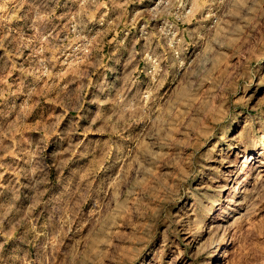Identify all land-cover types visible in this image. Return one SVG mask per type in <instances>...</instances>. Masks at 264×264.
Masks as SVG:
<instances>
[{
  "label": "rangeland",
  "instance_id": "1",
  "mask_svg": "<svg viewBox=\"0 0 264 264\" xmlns=\"http://www.w3.org/2000/svg\"><path fill=\"white\" fill-rule=\"evenodd\" d=\"M216 262L264 264V0H0V264Z\"/></svg>",
  "mask_w": 264,
  "mask_h": 264
},
{
  "label": "bare ground",
  "instance_id": "2",
  "mask_svg": "<svg viewBox=\"0 0 264 264\" xmlns=\"http://www.w3.org/2000/svg\"><path fill=\"white\" fill-rule=\"evenodd\" d=\"M251 160H252V155L250 153L243 156V158L241 159V162L239 163V171L247 170L250 167ZM248 176L249 175L247 173L245 175L243 174L242 176H240L239 184L240 182L245 181L246 178H248ZM215 264H219V263L216 262Z\"/></svg>",
  "mask_w": 264,
  "mask_h": 264
}]
</instances>
